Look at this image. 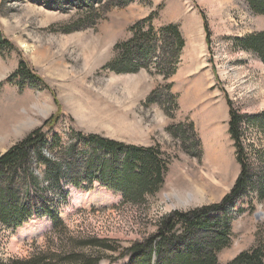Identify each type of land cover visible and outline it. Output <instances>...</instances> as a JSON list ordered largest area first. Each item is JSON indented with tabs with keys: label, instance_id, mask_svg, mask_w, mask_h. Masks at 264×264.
<instances>
[{
	"label": "rangeland",
	"instance_id": "rangeland-1",
	"mask_svg": "<svg viewBox=\"0 0 264 264\" xmlns=\"http://www.w3.org/2000/svg\"><path fill=\"white\" fill-rule=\"evenodd\" d=\"M168 26L177 28L179 50L174 34H162ZM259 31L264 14L246 0H0L8 41L0 50V155L52 117L48 142L58 134L59 144L43 152L63 173L81 134L153 147L166 161L161 188L137 204L121 203L97 180L77 186L62 178L55 188L33 162L37 187L28 196L38 214L16 228L0 220V261L62 256L65 246L78 252L77 242L89 238L126 248L169 213L220 205L241 170L230 111L241 117L248 186L213 214L231 233L217 264L264 239V130L249 121L264 111V63L237 41ZM125 45L131 66L119 64ZM20 62L40 80L13 77ZM43 207L63 225L53 228ZM99 257L98 264H128L118 251Z\"/></svg>",
	"mask_w": 264,
	"mask_h": 264
},
{
	"label": "trees",
	"instance_id": "trees-1",
	"mask_svg": "<svg viewBox=\"0 0 264 264\" xmlns=\"http://www.w3.org/2000/svg\"><path fill=\"white\" fill-rule=\"evenodd\" d=\"M246 2L255 13L264 14V0H246ZM171 33L178 40L176 49L179 50L181 41L177 28L168 26L162 30V34ZM139 34L140 32L136 31L134 40ZM237 41L244 50L256 53L264 63V31L251 33ZM7 43L8 41L0 36V50ZM125 46L126 53L119 60V64L131 66L129 56L131 48ZM146 53H142L143 58H146ZM18 74H30L37 81L40 80V77L37 78L24 62H20L13 77ZM240 118V115L230 111L228 131L234 141L241 170L231 192L224 197L220 205L200 207L188 212L169 213L159 219L153 233L126 248L113 246L112 243L116 242L114 240L89 238L77 242L80 250L78 252L73 250V253L69 246H65L62 256L56 253H37L31 258L0 261V264H98L101 250L118 251L119 255L127 256L128 264H217V253L229 245L231 233L227 220L221 216L214 217L213 214L219 213L225 202L240 196L248 186V167L239 140ZM50 119L42 122L40 127L0 155V183L3 186V189L0 188L2 223L16 228L33 213L38 214L34 209L37 202L28 196L29 191L37 187V177L32 169L33 162L37 166L45 167V177L55 188L59 186L62 178L69 179L77 186L80 181L92 184L97 180L119 193L122 198L121 203H141L161 188L166 161L159 156L157 149L129 146L95 134H81L76 139V143L70 146L73 155H70L68 149L71 158L64 157L65 173L61 172L59 169L61 167L43 152V148H46L51 153V148L59 144L60 140L59 135L54 134L48 142L47 134L55 124V120L49 123ZM249 121L264 130V111L260 116L250 117ZM15 184L21 189V196L17 199ZM4 199L10 202L2 201ZM42 212L51 219L53 228L59 224L63 225L48 208L43 207ZM176 227H183L186 234L177 235ZM89 248L96 251H84ZM228 264H264V239L262 238L256 246L238 253Z\"/></svg>",
	"mask_w": 264,
	"mask_h": 264
},
{
	"label": "bare ground",
	"instance_id": "bare-ground-1",
	"mask_svg": "<svg viewBox=\"0 0 264 264\" xmlns=\"http://www.w3.org/2000/svg\"><path fill=\"white\" fill-rule=\"evenodd\" d=\"M92 199H95V197H94V196H91V197H90V200H92Z\"/></svg>",
	"mask_w": 264,
	"mask_h": 264
}]
</instances>
